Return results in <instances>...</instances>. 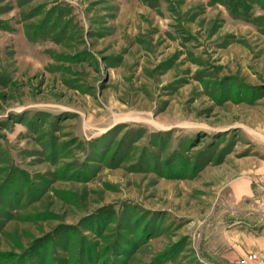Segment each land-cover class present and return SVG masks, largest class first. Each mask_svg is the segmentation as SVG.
I'll use <instances>...</instances> for the list:
<instances>
[{
    "label": "rangeland",
    "instance_id": "obj_1",
    "mask_svg": "<svg viewBox=\"0 0 264 264\" xmlns=\"http://www.w3.org/2000/svg\"><path fill=\"white\" fill-rule=\"evenodd\" d=\"M225 1L0 0V264L49 235L66 261L264 264V206L222 199L264 119V8Z\"/></svg>",
    "mask_w": 264,
    "mask_h": 264
},
{
    "label": "crops",
    "instance_id": "obj_2",
    "mask_svg": "<svg viewBox=\"0 0 264 264\" xmlns=\"http://www.w3.org/2000/svg\"><path fill=\"white\" fill-rule=\"evenodd\" d=\"M260 2L259 0L256 5L264 8L262 6L263 3ZM221 8H224L227 15L231 17L224 5ZM232 19L234 18L231 17V21L236 20ZM247 25L255 28L264 36V32H260L261 28L250 23ZM251 76L255 77L256 74H251ZM255 103L257 105L264 104V98ZM241 121L240 131L242 135L247 137V141L244 144V149L240 152L242 156L239 157V162L234 163L239 170L238 176L229 179L222 188L224 189V194L222 195L223 206L237 213L248 210L243 207L244 204H254L258 207L264 206V119L262 121L257 120L256 123H249V120ZM243 153L246 155H243ZM227 168L229 167L227 166ZM250 211L253 212L254 209L248 210V212ZM262 218H264V215Z\"/></svg>",
    "mask_w": 264,
    "mask_h": 264
},
{
    "label": "trees",
    "instance_id": "obj_3",
    "mask_svg": "<svg viewBox=\"0 0 264 264\" xmlns=\"http://www.w3.org/2000/svg\"><path fill=\"white\" fill-rule=\"evenodd\" d=\"M257 2H259V0H226L224 5L226 6L230 16L233 17L234 19H239V20L241 19L244 21L248 20V22H254L257 24V21H256L257 18H254V14H255V7L254 6L257 4ZM252 17L254 19H252ZM251 20H253V21H251ZM88 144L92 145L93 143H88ZM107 151L104 150V151H101L100 153H98L97 149H96V152L99 155V158H101V157L106 158L107 155L110 154L109 150H107ZM181 151H182V148H180V152ZM169 157L167 158L166 161H163V163H161V165L164 164L163 170H168V171L171 170L172 165L167 163V161H169V159H172ZM173 158H176L175 162H177L178 164H182L183 162H185L184 160L187 161V154L182 155L180 153V155H177ZM192 165H193V163H192ZM192 165L190 164V166H192ZM165 172L168 173L167 171H165ZM193 173L194 172H192L191 175ZM166 175H168V174H166ZM0 215H1V210H0ZM2 225H3V223L2 224L0 223V226H2ZM67 235H68V233H67ZM50 239H51V235L47 236L46 238L37 240L35 242V245L33 247H30L27 255L24 256L20 260V263L27 264L26 262L29 261V263H32V264H34V263L53 264L52 260H56V261H54L55 264H63V263L64 264H115L116 262H119V261H117V259H115L113 257L116 254V252H115L117 250L116 245H110L111 246L110 249L112 251H114L115 254L110 252L109 250H107V253L105 254L104 252H96L94 250L92 252V246L89 249L88 243L86 244L85 247H81V250H79L77 252L76 257L74 256V257H72L73 259L66 261L65 259L60 257V254L57 251V249L61 245V243L59 241H57V242H55L56 244L54 242H53V244H51ZM65 243L71 244L73 242H69L66 240ZM38 247H39V250L37 249ZM49 250H50V252H49ZM88 250H90V251H88ZM65 251H67V249ZM49 253H51L52 255H49ZM47 255H48V257H47ZM120 256H123V255L120 254ZM53 257H54V259H53ZM109 257H111V258H109ZM18 258H19V256H16L17 260H18ZM62 259L64 261H62ZM0 261H1V259H0Z\"/></svg>",
    "mask_w": 264,
    "mask_h": 264
},
{
    "label": "built area",
    "instance_id": "obj_4",
    "mask_svg": "<svg viewBox=\"0 0 264 264\" xmlns=\"http://www.w3.org/2000/svg\"><path fill=\"white\" fill-rule=\"evenodd\" d=\"M251 258L255 260L257 258V256L255 255V256H252Z\"/></svg>",
    "mask_w": 264,
    "mask_h": 264
}]
</instances>
